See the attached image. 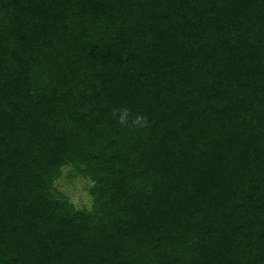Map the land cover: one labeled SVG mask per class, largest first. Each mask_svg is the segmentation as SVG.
Masks as SVG:
<instances>
[{
  "label": "trees",
  "instance_id": "obj_1",
  "mask_svg": "<svg viewBox=\"0 0 264 264\" xmlns=\"http://www.w3.org/2000/svg\"><path fill=\"white\" fill-rule=\"evenodd\" d=\"M0 264H264V0H0Z\"/></svg>",
  "mask_w": 264,
  "mask_h": 264
},
{
  "label": "rangeland",
  "instance_id": "obj_2",
  "mask_svg": "<svg viewBox=\"0 0 264 264\" xmlns=\"http://www.w3.org/2000/svg\"><path fill=\"white\" fill-rule=\"evenodd\" d=\"M90 185L88 177L79 174L72 164H66L60 169V176L52 183L51 189L71 203L75 210H88L91 205Z\"/></svg>",
  "mask_w": 264,
  "mask_h": 264
},
{
  "label": "clouds",
  "instance_id": "obj_3",
  "mask_svg": "<svg viewBox=\"0 0 264 264\" xmlns=\"http://www.w3.org/2000/svg\"><path fill=\"white\" fill-rule=\"evenodd\" d=\"M145 120H146V118L141 116V117H138V118L136 119L135 123H136L137 125H142V122H145Z\"/></svg>",
  "mask_w": 264,
  "mask_h": 264
}]
</instances>
